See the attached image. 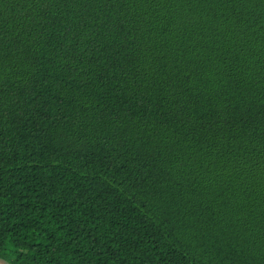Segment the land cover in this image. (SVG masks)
<instances>
[{"label": "trees", "instance_id": "16d2710c", "mask_svg": "<svg viewBox=\"0 0 264 264\" xmlns=\"http://www.w3.org/2000/svg\"><path fill=\"white\" fill-rule=\"evenodd\" d=\"M0 257L264 264V0H0Z\"/></svg>", "mask_w": 264, "mask_h": 264}, {"label": "water", "instance_id": "95a60500", "mask_svg": "<svg viewBox=\"0 0 264 264\" xmlns=\"http://www.w3.org/2000/svg\"><path fill=\"white\" fill-rule=\"evenodd\" d=\"M0 264H12L9 261H7L6 259L0 257Z\"/></svg>", "mask_w": 264, "mask_h": 264}]
</instances>
